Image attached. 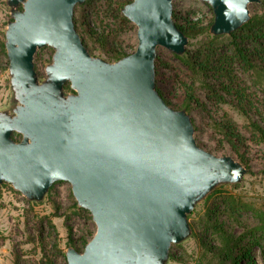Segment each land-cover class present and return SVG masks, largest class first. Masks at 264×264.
I'll use <instances>...</instances> for the list:
<instances>
[{
    "label": "water",
    "instance_id": "95a60500",
    "mask_svg": "<svg viewBox=\"0 0 264 264\" xmlns=\"http://www.w3.org/2000/svg\"><path fill=\"white\" fill-rule=\"evenodd\" d=\"M85 1L4 0L9 96L0 108V189L10 185L38 204L54 183L70 185L95 231L80 252L65 249L66 264H168L170 248L192 237L194 209L220 186L241 183L248 169L200 147L190 115L156 89L157 49L182 56L189 43L173 21L174 0L122 8L137 45L114 61L91 55L75 29L74 9ZM200 1L213 12L211 36L241 28L261 2L249 0L246 18L230 24L222 0ZM44 47L52 55L40 77L34 58ZM54 172L61 178L51 179Z\"/></svg>",
    "mask_w": 264,
    "mask_h": 264
},
{
    "label": "rangeland",
    "instance_id": "374dc122",
    "mask_svg": "<svg viewBox=\"0 0 264 264\" xmlns=\"http://www.w3.org/2000/svg\"><path fill=\"white\" fill-rule=\"evenodd\" d=\"M252 5L253 7H251ZM252 5H250L251 17L253 14L261 12L258 4ZM172 13L179 18L197 21L201 26L208 25L213 18L210 7L200 0H174ZM9 20V12L4 0H0V31L4 30L6 22ZM204 39H206L205 36L193 40L189 39L186 50L196 51L200 42ZM219 41L221 48L215 59L230 57L231 52L226 36L221 35ZM117 42L126 54L133 52L137 45L135 26L121 32ZM261 45L264 49V39L261 40ZM245 47L250 50L259 49V46L253 43H247ZM51 55L52 50L48 47L36 53L34 65L40 77H44V65L50 62ZM93 55L106 59L98 51H94ZM260 55L264 60V52ZM156 56L159 57V63L169 65V67H164L157 64L158 74L155 77V82L161 96L172 108L180 107L185 100V90L181 85L182 82L187 85L194 83L195 95L205 103V110H193L189 113L195 128L194 137L200 147L215 155H230L239 161L228 144L222 140L218 133L214 132L212 119L219 121L225 114L236 123L238 131L244 139L243 151L248 163V170L241 183L237 184V187L224 185L222 190L224 194L240 199L248 209L239 216L232 214L228 209L229 217L225 212V214H222L220 222L225 224L227 231L234 237L244 235L242 244H254L259 240L258 245H255L250 251V255L254 260V264H264L260 249L263 240L261 233L255 231L262 225L260 215L264 214V143L258 142L252 136L251 129L248 127V116L254 121L264 120V74L256 77L253 72L245 70L243 66L236 62L225 66L232 72L235 85L238 86V89L244 90L248 100V116H243L235 107V101L214 104L206 100V92L203 89L201 77L193 78L186 66L174 58L170 52L158 48ZM211 81L212 79L209 78L208 82ZM8 96L7 71L4 72L0 65V108L6 105ZM52 196L59 206L57 213L47 197L42 203L32 204L18 192H15L10 185L3 184L1 186L0 264H38L42 255V245L36 238L35 227L39 219L44 216L51 218L59 247L64 252L69 246L67 226L72 228V238L74 240L86 236L87 231L94 233L95 226L93 222L76 213L73 206L74 198L71 195L68 183H57L53 188ZM223 208H220L221 213L225 211V208L224 211ZM204 214L205 208L202 202L189 215L188 222H205ZM66 217H68L67 221ZM233 218L236 219L233 220ZM45 228L47 230L46 224ZM48 241L50 246L53 240L50 238ZM206 241H210L213 247H219L221 243L220 236L211 229L208 230ZM179 246L180 248H173L170 252L181 258V261H169L168 264H217L214 253L206 245L200 244L193 236ZM246 262V260H242L240 263L246 264ZM56 263L66 264V261L59 257Z\"/></svg>",
    "mask_w": 264,
    "mask_h": 264
},
{
    "label": "trees",
    "instance_id": "16d2710c",
    "mask_svg": "<svg viewBox=\"0 0 264 264\" xmlns=\"http://www.w3.org/2000/svg\"><path fill=\"white\" fill-rule=\"evenodd\" d=\"M130 2L131 0H86L82 4L76 5L73 16L75 29L82 37L83 43L91 55H93L94 51H98L107 59V61H114L126 55L117 40L121 32L125 29L134 27V25L124 17L121 12L122 8ZM258 6L261 9L259 14H253L246 24L231 33L229 36H226V39L229 42L231 56L223 57L224 59H215L217 52L221 48L219 43L221 36H210L208 34L213 18L208 25L201 26L197 21L188 18H179L172 13V18L176 26L190 40L197 39L200 36L206 37V39L200 42L196 51L186 50L185 54L182 56H176L171 53L172 56L186 66L193 78L201 77L202 86L206 92V100L214 104L235 101V107L243 116H248V100L244 90L238 89V86L235 85L232 72L225 66L229 63L236 62L243 66L245 70L253 72L256 77L263 76L264 60L260 54L264 52L263 46L261 45V40L264 39V0H261ZM251 7H253V5ZM3 42V31H0V65L2 66L3 71L6 72L8 62ZM247 43L257 44L259 49L250 50L245 47ZM46 48L47 47L42 48L41 51ZM157 64L169 67L168 64L159 63V57L156 56L155 77L158 74L156 69L158 66ZM209 78L212 79L211 82H208ZM181 85L185 90V100L180 107L173 108L184 109L188 114L193 110H205V103L200 101L195 95V84L191 83L190 85H187L182 82ZM68 87V84H66L65 88L68 89ZM157 91L160 94L158 89ZM248 118V127L251 129L250 132L252 133V136H254L258 142L264 143V120L261 119L260 121H254L249 116ZM212 124L214 132L218 133L222 140L228 144L231 151L237 155L239 161L245 167H248L243 151L244 139L240 135L236 123L224 114L219 121L212 119ZM16 137L17 136L14 135V138ZM57 183H54L49 188L47 194V198L56 213L59 210V206L55 202L52 193L53 188ZM230 186L237 187V185ZM222 189L223 186L213 190L203 201V206L205 208L204 216L206 220L205 222H190L192 236L200 244L206 245V247L214 253L217 264H241L240 262L242 260H246V264H254L250 251L255 245H258L259 240L254 244H242L244 235L234 237L227 231L225 224L220 222V218L225 212L229 217L228 209L232 214L239 216L242 212L247 210L248 207L240 199L224 194ZM73 206L77 214L81 216L83 215L86 220H91L89 212L79 208L75 200ZM221 207L225 208V211L223 208L224 213H221ZM67 219L68 217H66V221ZM235 219L236 218H233V220ZM260 219L262 225L255 231L261 233L263 243L261 244L260 249L261 258L264 262V214L260 215ZM66 228L68 231V245L74 247L79 252L83 249L88 238H91L93 235V232L87 231L86 236L88 237L81 236L78 240H74L72 238V228L70 226H67ZM209 229L220 236L221 243L219 247H213L211 246L210 241H206ZM35 232L36 238L42 245V255L38 264H57L56 260L59 257H62L65 260V252L59 247L55 228L50 217L44 216L40 218L35 227ZM50 238H52L53 241L49 246L48 239ZM173 248H180V246L173 245L170 250ZM169 253L170 261H181V258L171 252Z\"/></svg>",
    "mask_w": 264,
    "mask_h": 264
},
{
    "label": "clouds",
    "instance_id": "9594fccd",
    "mask_svg": "<svg viewBox=\"0 0 264 264\" xmlns=\"http://www.w3.org/2000/svg\"><path fill=\"white\" fill-rule=\"evenodd\" d=\"M249 0H222L223 5L225 6V11L223 12V16L226 21L230 24H234L237 21H243L247 16V8L246 5ZM209 4H213L214 0H208ZM172 43H179V37L177 36ZM56 79H62V77H56ZM235 175L233 179L238 178V170H234ZM61 178V174L59 172H54L51 175V179Z\"/></svg>",
    "mask_w": 264,
    "mask_h": 264
}]
</instances>
